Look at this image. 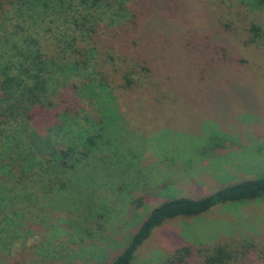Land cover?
<instances>
[{"label": "trees", "instance_id": "trees-1", "mask_svg": "<svg viewBox=\"0 0 264 264\" xmlns=\"http://www.w3.org/2000/svg\"><path fill=\"white\" fill-rule=\"evenodd\" d=\"M256 2L264 8V0ZM161 4L0 0V264L11 256L14 244L26 242L43 225L48 208L50 214H79L85 223L95 212L103 213L91 189L97 193L99 182H122L138 157L124 140L120 121L125 111L118 95L160 98L173 89L187 92L184 84H171L175 70L196 78L197 91L203 93V82L213 79L208 70L209 77L203 76V67L216 58L223 70L236 64L229 48L210 35L203 37L202 31L172 33L173 21L184 24L185 18L162 17ZM166 6L170 9L173 3ZM251 31L255 44L262 35L256 26ZM125 108L130 110V104ZM121 161L126 167L116 169ZM263 197L260 178L200 199L166 200L152 210L131 242L103 264H132L138 249L166 221ZM195 249L181 248L166 264H190ZM198 252L200 264H233L238 257L222 245Z\"/></svg>", "mask_w": 264, "mask_h": 264}, {"label": "rangeland", "instance_id": "rangeland-1", "mask_svg": "<svg viewBox=\"0 0 264 264\" xmlns=\"http://www.w3.org/2000/svg\"><path fill=\"white\" fill-rule=\"evenodd\" d=\"M161 3L162 17L185 18L184 24L173 21L172 33L202 31L203 37L210 35L229 48L236 64H226L230 67L223 70L216 58L203 67V76L213 78L203 82V93L197 91L196 78L175 70L171 84H184L188 93L173 89L171 95L160 98L136 92L118 95L123 103L120 109L125 111L120 121L124 140L138 157L122 182L114 180L113 187L99 182L97 193L91 189L103 213L95 212L85 223L79 214H50V208L46 209L43 225L26 242L12 246L5 264L110 262L131 242L152 210L166 200L200 199L264 178V8H258L256 0ZM172 3L169 9L166 4ZM254 26L262 37L252 44ZM128 104L130 110L125 108ZM126 165L121 161L115 168ZM218 245L237 253L233 264H264V197L166 221L138 249L132 264H166L185 246L196 248L190 264H200L198 250Z\"/></svg>", "mask_w": 264, "mask_h": 264}]
</instances>
